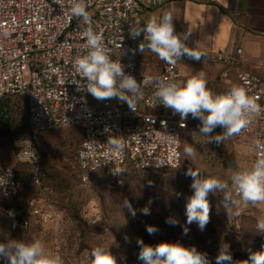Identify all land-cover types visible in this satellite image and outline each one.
<instances>
[{"label":"built area","instance_id":"obj_1","mask_svg":"<svg viewBox=\"0 0 264 264\" xmlns=\"http://www.w3.org/2000/svg\"><path fill=\"white\" fill-rule=\"evenodd\" d=\"M167 0H88L87 11L93 30L102 34L113 60L122 64L124 72L132 75L142 88V99L136 102L135 112L116 98L97 100L86 91V79L75 69L74 61L86 54V26L71 15V0H0V99L24 98L27 101L29 135L17 151L16 162L8 160L0 151V214L13 217L6 206L22 195L27 181L42 184L41 168L44 149L42 135L62 127L77 126L83 138L77 160L84 180L91 173H103L111 183L121 182L122 174L112 171L130 162L140 170L178 169L183 162L182 135L188 119L157 102L155 78L180 81L179 66L193 60L181 57L173 65L161 61L154 53L139 50L144 37L133 38L130 30L143 26L144 13L163 6ZM146 43V41H145ZM134 52L141 59L150 54L159 70L148 74L140 68L136 58H123L122 53ZM237 52L242 53L239 48ZM227 65H234L235 57L225 50L217 53ZM229 75V69L223 73ZM248 94L258 98L264 108V80L248 71L238 72V84ZM221 94L230 89H210ZM189 117H192L189 115ZM222 133L223 128L217 127ZM109 137L124 144L117 157L107 143ZM237 143H250L255 159L264 152V112L254 117L246 130L231 137ZM259 142V147H257ZM18 165L29 168L22 172ZM38 223L48 220L49 212L37 207L33 213ZM29 225L30 221H26Z\"/></svg>","mask_w":264,"mask_h":264},{"label":"rangeland","instance_id":"obj_2","mask_svg":"<svg viewBox=\"0 0 264 264\" xmlns=\"http://www.w3.org/2000/svg\"><path fill=\"white\" fill-rule=\"evenodd\" d=\"M121 57L136 58L141 70L148 74L146 63L138 54L122 53ZM6 105L8 108L3 110ZM2 111H9V114L3 117ZM187 119L188 128L182 135L180 168L140 170L127 162L121 182L117 184L111 183L101 172L91 173L83 179L77 164L83 136L79 128H59L46 133L42 140V184L27 181L21 197L6 203L13 210V217L0 214V243L39 240L46 253L59 254L64 264H92L90 253L98 245L109 247L117 264H142L138 259V239L151 246L170 242L195 247L207 255L209 264H216L223 244L230 246L232 264L247 260L252 253L264 251V233L257 231V221L264 219V204L258 207L245 205L235 193L233 198L238 204L231 207L229 214L221 204L222 194H209L210 221L203 231L197 223H187L186 205L193 195L192 178L185 174L188 168L203 170L202 175L217 177L230 184L231 174L248 169L252 157L250 143H237L231 138L219 144L208 143L211 137L199 132L200 121ZM217 134L220 131L216 128L211 135ZM28 135L25 100L12 98L0 103L1 153L16 162L17 151ZM186 146L194 149L191 158L185 156ZM233 163L241 166L233 167ZM18 166L22 172L29 171L23 165ZM125 200L135 209V216L123 206ZM145 206L149 207L150 215L142 213ZM37 207L50 213L48 220L36 221L33 213ZM168 218H174L178 223H166ZM148 225L156 226L158 231L150 235L146 231ZM185 228L188 229L186 234ZM0 264L9 262L2 258Z\"/></svg>","mask_w":264,"mask_h":264},{"label":"clouds","instance_id":"obj_3","mask_svg":"<svg viewBox=\"0 0 264 264\" xmlns=\"http://www.w3.org/2000/svg\"><path fill=\"white\" fill-rule=\"evenodd\" d=\"M61 3V0H57ZM88 0H71V15L80 19L86 26L82 36L86 38L87 52L78 56L74 61L77 74L86 79V91L97 100L116 98L135 112L136 102L142 99V88L136 79L124 72L122 64L113 60L110 50L103 42V36L93 30L92 18L87 8ZM173 14L165 11L162 15H152L143 26L130 30L133 38L143 34V41L139 50L154 53L161 61L175 65L183 56L199 61L205 53L195 48H189L184 42L187 35H178L174 32ZM146 41V43H145ZM156 101L152 107L162 104L179 114L181 120H186L189 115L200 121L199 132L211 137L207 142L222 143L224 140L246 130L253 122L255 116L264 112V108L257 103L256 97L248 94L241 86H233L229 91L221 94L213 93L207 87L205 73L199 71L186 81H169L167 78H155ZM221 127L224 131L212 136L214 129ZM107 143L113 153L121 157L124 144L114 137H109ZM259 147V142H257ZM186 158L194 156L191 146L184 148ZM125 171L116 168L114 175ZM203 170L188 168L185 173L192 178L191 188L193 195L188 198L186 205L187 223L193 222L203 231L210 221V193H221V204L229 214L231 207L238 201L233 198V193L239 196L245 205L258 207L264 204V152L255 159L251 167L238 170L231 174L229 182L220 178L202 175ZM133 216L135 209L129 201H124ZM144 215H150L149 207L142 209ZM166 223L175 225L178 220L168 218ZM146 231L152 235L158 231L156 226H146ZM185 228L184 232L187 233ZM257 231L264 233V219L257 221ZM127 239V237H126ZM140 252L138 259L142 264H209L207 255L197 251L195 247L187 248L179 243L161 242L156 246L144 244L142 239L137 240ZM92 264H117L109 247L96 246L91 250ZM0 256L6 257L9 264H64L59 254L46 253L39 240L31 242L9 240L0 243ZM216 264H232L230 246L223 244ZM236 264H264V251L250 254L247 260L237 261Z\"/></svg>","mask_w":264,"mask_h":264},{"label":"crops","instance_id":"obj_4","mask_svg":"<svg viewBox=\"0 0 264 264\" xmlns=\"http://www.w3.org/2000/svg\"><path fill=\"white\" fill-rule=\"evenodd\" d=\"M165 11L173 14L175 34L187 35L186 45L197 46V50L205 53L199 61L180 64V81L199 71L205 73L209 89H231L238 84L239 71L257 74L264 80V0H167L161 7L147 10L144 17L160 16ZM221 50L235 57L234 65L218 58ZM143 59L148 72L159 70L152 55L145 54ZM227 69L229 75L224 77Z\"/></svg>","mask_w":264,"mask_h":264},{"label":"trees","instance_id":"obj_5","mask_svg":"<svg viewBox=\"0 0 264 264\" xmlns=\"http://www.w3.org/2000/svg\"><path fill=\"white\" fill-rule=\"evenodd\" d=\"M12 98H19V97H8V98H3V99H0V103H2V102H7L8 100H10V99H12ZM21 99H24V98H21ZM25 100V102H26V105H27V101H26V99H24ZM8 108V106L6 105V106H4L3 107V110H5V109H7ZM27 112H28V109H27ZM2 115H3V117H6L7 116V114H9V111H5V112H3L2 111ZM192 118V117H191ZM79 128L81 131H82V129L80 128V127H77V126H72V127H62V128ZM59 129V128H58ZM56 130V129H55ZM28 131H29V126H28ZM51 131H54V130H51ZM48 132H50V131H47V132H45L43 135H42V139H41V143H42V140H43V137H44V135L46 134V133H48ZM82 138H83V136H82ZM77 164H78V160H77Z\"/></svg>","mask_w":264,"mask_h":264}]
</instances>
